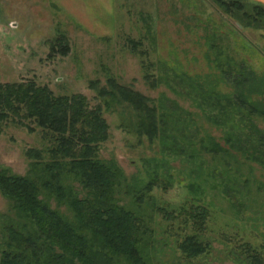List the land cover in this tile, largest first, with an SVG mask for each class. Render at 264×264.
<instances>
[{
  "label": "rangeland",
  "instance_id": "1",
  "mask_svg": "<svg viewBox=\"0 0 264 264\" xmlns=\"http://www.w3.org/2000/svg\"><path fill=\"white\" fill-rule=\"evenodd\" d=\"M237 11L214 0H0V82L34 78L57 95L83 94L92 107L103 105L110 137L99 156L115 160L124 174L116 187L120 202L151 221L152 264H245V250L264 245V163L225 139L230 132L252 151L264 133V117L236 106L227 127L213 124L194 103L202 96L182 75L217 79V90L229 94L241 66L264 72V15L257 24ZM61 34L69 52L52 53ZM217 59L234 66L230 76L221 75ZM147 72L159 75L156 88L145 80ZM110 78L149 96L169 116L152 144L137 135L136 111L127 102L99 96ZM257 97L251 98L262 100ZM224 105L202 106L216 115ZM211 137L229 153L208 150ZM47 143L40 129L11 123L0 135V165L25 174L26 148ZM142 192L145 201L138 205L134 195ZM197 207L208 211L201 229L189 213ZM7 209L0 194V211ZM195 232L208 250L188 259L179 242Z\"/></svg>",
  "mask_w": 264,
  "mask_h": 264
},
{
  "label": "trees",
  "instance_id": "2",
  "mask_svg": "<svg viewBox=\"0 0 264 264\" xmlns=\"http://www.w3.org/2000/svg\"><path fill=\"white\" fill-rule=\"evenodd\" d=\"M214 1L228 12L243 10L249 22L260 24L264 15L263 5H253L256 12L252 13L244 8L243 0ZM69 49L64 34L51 44L52 53L67 54ZM222 62L217 59L216 67L223 68L221 75L230 76L228 71L234 66L227 62L225 67ZM241 67L231 79L233 91L229 94L217 90V79L200 81L197 76L181 73L202 96L200 103L194 97V103L213 124L223 122L227 127L236 106L264 117V72ZM145 80L152 88L160 83L155 73L147 72ZM108 85L109 88L98 89L99 96L127 102L136 111L137 135L146 136L152 144L169 125L167 113L152 98L132 87L113 78ZM252 94L262 100L252 99ZM204 102L214 107L225 105L216 115H207ZM103 111L102 104L92 107L83 94L57 95L34 78L0 82V135L13 123L30 132L40 129L42 140L48 142L43 147L26 148L29 169L25 174L0 165V193L9 206L6 212L0 211V264H152L150 253L147 254L153 234L151 221L120 202L116 187L124 174L115 160L99 156L101 144L110 137ZM227 111L229 119L225 117ZM211 139L208 150L229 153L220 142ZM225 139L231 148L243 150L247 157L256 156L264 163V133L252 151L234 141L230 132ZM151 183L145 186L148 192ZM134 196V202L141 205L146 193ZM189 213L203 228L207 209L197 207ZM199 236L190 233L179 242L188 259L207 253L209 244ZM245 252V264H264V245L260 250L248 248Z\"/></svg>",
  "mask_w": 264,
  "mask_h": 264
},
{
  "label": "crops",
  "instance_id": "3",
  "mask_svg": "<svg viewBox=\"0 0 264 264\" xmlns=\"http://www.w3.org/2000/svg\"><path fill=\"white\" fill-rule=\"evenodd\" d=\"M247 2H249L250 4H253V5H263L264 6V0H246Z\"/></svg>",
  "mask_w": 264,
  "mask_h": 264
},
{
  "label": "flooded vegetation",
  "instance_id": "4",
  "mask_svg": "<svg viewBox=\"0 0 264 264\" xmlns=\"http://www.w3.org/2000/svg\"><path fill=\"white\" fill-rule=\"evenodd\" d=\"M1 194V193H0ZM2 195V194H1ZM3 196V195H2ZM4 197V196H3ZM5 198V197H4ZM6 199V198H5ZM7 200V199H6ZM8 201V200H7ZM53 204H55V203H53ZM9 207V206H8ZM8 210V209H7ZM2 212V211H1ZM6 212V211H5Z\"/></svg>",
  "mask_w": 264,
  "mask_h": 264
}]
</instances>
